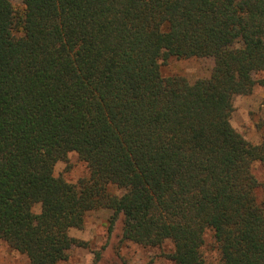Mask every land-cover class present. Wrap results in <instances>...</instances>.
<instances>
[{"label": "trees", "instance_id": "obj_1", "mask_svg": "<svg viewBox=\"0 0 264 264\" xmlns=\"http://www.w3.org/2000/svg\"><path fill=\"white\" fill-rule=\"evenodd\" d=\"M22 1L0 0V241L60 264L109 209L174 264H208V232L217 264H264V138L232 124L264 87V0ZM193 57L210 77L162 75ZM72 152L90 172L74 184L54 174Z\"/></svg>", "mask_w": 264, "mask_h": 264}, {"label": "rangeland", "instance_id": "obj_2", "mask_svg": "<svg viewBox=\"0 0 264 264\" xmlns=\"http://www.w3.org/2000/svg\"><path fill=\"white\" fill-rule=\"evenodd\" d=\"M15 8L23 7L22 0H11ZM214 61L211 58L176 59L161 65L164 77L183 76L191 83L211 75ZM232 124L238 132L253 143H261L264 138V87L257 86L248 96H235ZM87 164L79 155L72 152L65 161H60L54 170L56 177L65 179L70 183H77L81 178L89 176ZM255 173L259 181L264 183V168L255 165ZM118 194L122 190L112 189ZM40 211V206L35 209ZM113 211L101 209L87 214L84 226L81 229H72L70 235L86 246H75L70 251L67 261L60 264H174L168 258L173 252L171 242L160 247H145L135 244L124 238V218L122 216L112 224ZM212 233L206 235L204 247L208 264L218 263V254L213 246ZM0 264H29L28 258L0 241Z\"/></svg>", "mask_w": 264, "mask_h": 264}]
</instances>
